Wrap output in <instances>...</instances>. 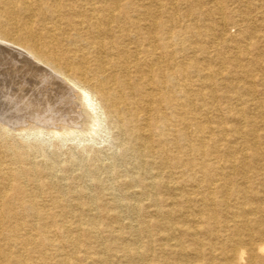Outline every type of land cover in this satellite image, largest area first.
Wrapping results in <instances>:
<instances>
[{
  "label": "bare ground",
  "instance_id": "6f19581e",
  "mask_svg": "<svg viewBox=\"0 0 264 264\" xmlns=\"http://www.w3.org/2000/svg\"><path fill=\"white\" fill-rule=\"evenodd\" d=\"M0 46L79 107L0 106V264H264V0H0Z\"/></svg>",
  "mask_w": 264,
  "mask_h": 264
},
{
  "label": "rangeland",
  "instance_id": "374dc122",
  "mask_svg": "<svg viewBox=\"0 0 264 264\" xmlns=\"http://www.w3.org/2000/svg\"><path fill=\"white\" fill-rule=\"evenodd\" d=\"M233 30L235 31V27ZM13 52L15 56L7 53L6 48L0 46V106L7 113L6 120L11 121L19 127L32 121L34 118L44 117L45 115H53L55 117L75 115L79 107H75L72 102L66 101L65 96H67L68 91H65L56 82H53L49 75L47 76L43 71L35 69L31 65V61L18 63L16 60L22 59L23 55L16 50ZM31 60L33 61L34 59L31 58ZM110 130L109 128H103L97 133L95 139L90 141H80L79 137L74 138L75 140H64L62 136H54L53 134L31 135L24 132L14 133V138L23 143L28 142L39 145L43 148L42 151L44 153L46 152L50 155L58 153L59 159L64 162L70 160L69 157H78L80 162L88 161L96 155V152H99L97 156L102 157H98L101 161L103 159V161L108 162L120 150L119 142L116 138L114 139L113 131ZM41 154L39 153L40 156H42Z\"/></svg>",
  "mask_w": 264,
  "mask_h": 264
}]
</instances>
